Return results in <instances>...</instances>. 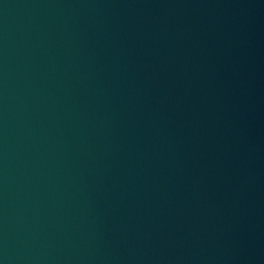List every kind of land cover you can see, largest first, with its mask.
Masks as SVG:
<instances>
[{
  "label": "water",
  "instance_id": "95a60500",
  "mask_svg": "<svg viewBox=\"0 0 264 264\" xmlns=\"http://www.w3.org/2000/svg\"><path fill=\"white\" fill-rule=\"evenodd\" d=\"M0 264H264V0H0Z\"/></svg>",
  "mask_w": 264,
  "mask_h": 264
}]
</instances>
